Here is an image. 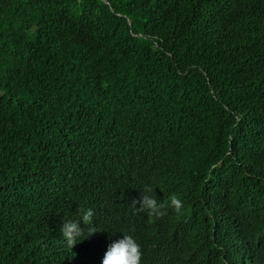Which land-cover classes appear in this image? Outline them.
<instances>
[{"label": "trees", "instance_id": "16d2710c", "mask_svg": "<svg viewBox=\"0 0 264 264\" xmlns=\"http://www.w3.org/2000/svg\"><path fill=\"white\" fill-rule=\"evenodd\" d=\"M123 232L141 264H264V0H0V264Z\"/></svg>", "mask_w": 264, "mask_h": 264}, {"label": "clouds", "instance_id": "9594fccd", "mask_svg": "<svg viewBox=\"0 0 264 264\" xmlns=\"http://www.w3.org/2000/svg\"><path fill=\"white\" fill-rule=\"evenodd\" d=\"M139 204L138 210L145 212L150 218H156L164 215L166 205L157 198L155 189L150 185H143L141 188V197L135 200ZM178 200L172 198L171 205L178 207ZM78 219L67 218L60 225V233L66 246L70 249L80 241L91 237L97 232L94 223V212L91 208L77 209ZM81 222L83 226H81ZM87 227V233L85 228ZM83 237V239H82ZM142 245L134 235L123 232L122 238L109 244L107 251L102 259V264H141Z\"/></svg>", "mask_w": 264, "mask_h": 264}]
</instances>
